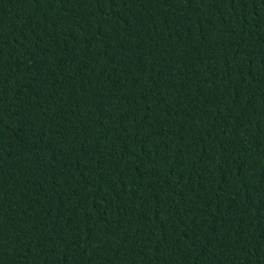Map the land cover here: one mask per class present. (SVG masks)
<instances>
[{
    "label": "trees",
    "instance_id": "obj_1",
    "mask_svg": "<svg viewBox=\"0 0 264 264\" xmlns=\"http://www.w3.org/2000/svg\"><path fill=\"white\" fill-rule=\"evenodd\" d=\"M0 264H264V0H0Z\"/></svg>",
    "mask_w": 264,
    "mask_h": 264
}]
</instances>
